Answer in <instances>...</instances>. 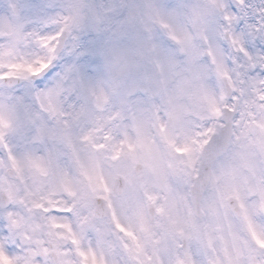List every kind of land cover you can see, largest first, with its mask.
Here are the masks:
<instances>
[{
  "label": "snow or ice",
  "instance_id": "obj_1",
  "mask_svg": "<svg viewBox=\"0 0 264 264\" xmlns=\"http://www.w3.org/2000/svg\"><path fill=\"white\" fill-rule=\"evenodd\" d=\"M0 264H264V0H0Z\"/></svg>",
  "mask_w": 264,
  "mask_h": 264
}]
</instances>
